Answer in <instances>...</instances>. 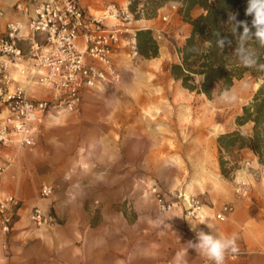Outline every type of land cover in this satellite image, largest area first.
<instances>
[{"label":"rangeland","instance_id":"rangeland-1","mask_svg":"<svg viewBox=\"0 0 264 264\" xmlns=\"http://www.w3.org/2000/svg\"><path fill=\"white\" fill-rule=\"evenodd\" d=\"M136 8L134 19L158 20V10L146 0ZM172 20L176 29L166 27L156 57L133 56L128 45L113 56L120 81L91 96L93 108L81 133L71 119L57 129L68 149L66 183L52 185L46 199L37 191L34 206L55 222L28 226L43 233L49 246L38 264H195L196 252L187 245L195 234L187 226L184 195L203 204L207 220L199 226L211 225L221 205L236 196L235 179L246 177L243 170L251 172L243 162L246 153H219L217 139L237 129L236 118L259 83L248 76L236 81L230 88L234 103L221 102L217 88L211 97L185 89L170 68L179 63L187 28L175 15ZM156 58L161 59L154 67Z\"/></svg>","mask_w":264,"mask_h":264},{"label":"built area","instance_id":"built-area-1","mask_svg":"<svg viewBox=\"0 0 264 264\" xmlns=\"http://www.w3.org/2000/svg\"><path fill=\"white\" fill-rule=\"evenodd\" d=\"M166 7L168 12L162 11L163 7L158 9L162 26L152 30L156 42L167 39L166 27L171 23V14H178L180 4ZM14 10L23 20H9L0 33V148L31 150L46 116L77 112L85 91L111 87L120 81L113 56L122 42L127 43L133 56L137 55L132 28L126 24L137 12L109 3L101 12L92 13L81 0H24L16 3ZM27 39L31 46L24 54L19 43ZM24 60L29 61V67H19ZM14 68L23 77V84L12 77ZM32 85L47 88L50 95L43 99L29 97L27 89ZM4 171L2 163L0 179ZM53 190L52 185H43L39 198L50 197ZM234 193L239 198L248 196V184L243 178L235 179ZM183 199L187 218L203 219L201 200L192 195H184ZM19 205L16 196L0 191L2 234L10 232ZM232 212V205L223 204L214 217L225 221ZM30 219L37 227L55 225L39 206L31 209ZM234 255L229 253L226 258ZM205 264L212 262L207 260Z\"/></svg>","mask_w":264,"mask_h":264},{"label":"crops","instance_id":"crops-1","mask_svg":"<svg viewBox=\"0 0 264 264\" xmlns=\"http://www.w3.org/2000/svg\"><path fill=\"white\" fill-rule=\"evenodd\" d=\"M22 1L24 0H0V13H2V16H0V33L4 32L6 23L9 20H23V16L14 10L15 4ZM109 3H115L119 7L128 10L129 0H81V4L92 13L101 12ZM166 8L165 6L161 10L168 12ZM198 10H201V12ZM194 11L197 12L196 16L203 12L200 7H195L190 13L191 16ZM173 15L179 19L183 27L187 28L183 38L187 37L190 33V25L183 22L179 14L172 13L171 17ZM174 23L176 22L171 20L169 26L174 25ZM126 24L134 32L142 29L155 30L162 25L155 19L141 20L134 19V17L130 18ZM173 27L176 29L175 25ZM177 31L172 30V33L177 34ZM19 46L24 54H28L31 41L29 39L22 40ZM125 46H127V43L122 42L115 50L114 56L121 53L120 51ZM157 59H154L156 60L153 62L154 67L159 64ZM29 65V61L24 60L19 67H29ZM11 72L14 79L22 84L24 83L23 77L15 68ZM101 88L103 87L98 86L95 89L85 91L82 104L77 112H54L46 116L40 125L33 149L0 148V164L5 163L6 165V170L0 179V191L13 194L21 201L18 215L10 232L6 235L0 232V264H38L42 257H48L49 246L42 237L43 233L32 232L28 229V226L35 227L30 219V211L36 203L37 191L40 187L53 185L55 188H59L66 183L65 170L68 149L66 140L57 129L64 126L66 120L71 119L73 120L75 133H81L82 122L87 120L88 113L93 108L90 103L93 98L91 96L102 92ZM27 90L29 97L34 99H43L50 95L47 88L39 85H32ZM70 114L75 116L70 118ZM103 140L107 141L108 138L105 136ZM241 153H246L243 162H248L251 169L250 173L245 174L244 170L242 172L246 175L243 179L248 184V196L245 198L230 196L227 203L223 204L233 206L232 214L225 221L212 222L209 226L214 234H235L237 237L238 252L232 258H226L225 264H264V166L259 164L257 158L249 150L234 152L237 156H240ZM48 204L49 202H46L44 206ZM206 217L207 213H204L201 220L187 219L186 222L190 232L195 234L191 224H203V221L207 220ZM198 227L200 230L209 231L207 225ZM8 251L9 253H7ZM196 257L195 264H205L207 261H204L205 257L199 253H196Z\"/></svg>","mask_w":264,"mask_h":264},{"label":"trees","instance_id":"trees-1","mask_svg":"<svg viewBox=\"0 0 264 264\" xmlns=\"http://www.w3.org/2000/svg\"><path fill=\"white\" fill-rule=\"evenodd\" d=\"M130 1L129 11L137 12L136 7L141 0ZM174 1L180 4L178 13L190 25L191 30L178 49L179 63L171 66V76L180 81L185 89L207 97H211L215 88L219 91L230 89L236 81L247 76L259 83L252 99L242 107L241 114L236 118L237 129L220 135L217 144L219 153L227 156L237 151L249 150L259 164L264 166V69L239 64L229 56L231 49H219L215 35L219 32L221 38L232 39L235 44V37L227 30L225 22L228 13L237 10L240 13L238 19L251 21V17H245L244 14L246 0H146V3H151L156 12ZM195 7H200L203 12L192 18L190 13ZM135 41L138 54L146 58L157 56L158 45L151 29L136 31ZM206 42H211L210 48L205 47ZM253 46H256L255 42ZM259 51L260 63L264 64V50ZM245 126L250 128L244 131L242 128ZM224 163L221 159L222 174H226Z\"/></svg>","mask_w":264,"mask_h":264},{"label":"clouds","instance_id":"clouds-1","mask_svg":"<svg viewBox=\"0 0 264 264\" xmlns=\"http://www.w3.org/2000/svg\"><path fill=\"white\" fill-rule=\"evenodd\" d=\"M247 19H238L239 11H230L225 25L227 30L235 37V44L232 39L221 38L217 32V46L220 50L225 47L231 49L229 56L239 64L248 68L264 69V64L260 63V51L264 50V0H246L244 10ZM255 42V47L253 46ZM206 48L211 47V42H206ZM199 51V49H193ZM219 100L223 103H234L237 100L236 94L230 89H224L219 95ZM207 225V224H206ZM195 232V241H188V249H194L196 253L204 256L212 264H225L226 255L238 252L237 237L232 235H217L207 225L209 231L199 229V225L191 224Z\"/></svg>","mask_w":264,"mask_h":264},{"label":"bare ground","instance_id":"bare-ground-1","mask_svg":"<svg viewBox=\"0 0 264 264\" xmlns=\"http://www.w3.org/2000/svg\"><path fill=\"white\" fill-rule=\"evenodd\" d=\"M161 58H158L157 61H159ZM153 61H156V60H153ZM157 93H159V91H156Z\"/></svg>","mask_w":264,"mask_h":264}]
</instances>
